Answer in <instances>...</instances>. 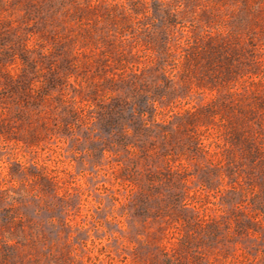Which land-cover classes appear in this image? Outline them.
<instances>
[{
    "label": "rangeland",
    "instance_id": "obj_1",
    "mask_svg": "<svg viewBox=\"0 0 264 264\" xmlns=\"http://www.w3.org/2000/svg\"><path fill=\"white\" fill-rule=\"evenodd\" d=\"M0 264H264V0H0Z\"/></svg>",
    "mask_w": 264,
    "mask_h": 264
}]
</instances>
